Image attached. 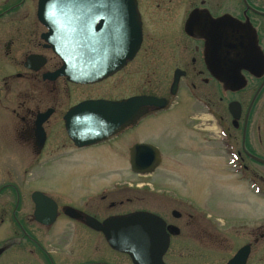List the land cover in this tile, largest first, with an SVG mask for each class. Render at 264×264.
Wrapping results in <instances>:
<instances>
[{
  "label": "flooded vegetation",
  "instance_id": "af4514ba",
  "mask_svg": "<svg viewBox=\"0 0 264 264\" xmlns=\"http://www.w3.org/2000/svg\"><path fill=\"white\" fill-rule=\"evenodd\" d=\"M114 6L120 8L114 19L122 23V49L95 55L138 50L117 72L83 83L58 75L65 61L51 41L92 39L103 45L109 28L104 19H87V9L71 18L60 10L58 21L74 23L57 24L53 34L39 16V0H0V264H134L86 218L103 222L135 212L165 221L170 245L164 264H228L244 247L250 249L246 264H264V0H136ZM133 97L158 101L95 143L79 144L70 135L68 124L77 128L78 120L69 114L83 103ZM137 146H143L145 162L136 167L154 171L134 173L138 179L125 182L120 170L132 171ZM47 167L94 169L101 184L79 204L64 202L43 187ZM190 168L214 169L234 207L246 203L252 215L212 213L193 201L187 193ZM109 171L116 176L108 179ZM34 172L36 180L30 178ZM71 209L78 218L68 214ZM218 250L232 252L224 259L205 257V251Z\"/></svg>",
  "mask_w": 264,
  "mask_h": 264
},
{
  "label": "water",
  "instance_id": "95a60500",
  "mask_svg": "<svg viewBox=\"0 0 264 264\" xmlns=\"http://www.w3.org/2000/svg\"><path fill=\"white\" fill-rule=\"evenodd\" d=\"M40 9L39 16L41 20L51 29L50 33L55 34L57 24H72L74 21L67 19L66 21H58L60 10H68L67 17L71 18V13L76 11L90 10L91 16L88 14L87 19L92 17L94 21L103 18V27L108 26L105 36L108 41L101 45L95 40H87V42L63 41L53 43L56 52L65 61L64 67L59 71L58 75L68 76L75 82H95L105 78L121 69L128 60H132L138 47L134 49V53L130 56H98L95 55L99 50H105L109 53L117 52L122 49L120 47V27L122 23L114 19L116 12L120 8H116V4L120 2H132L136 0H39ZM89 3V7L80 6L78 4ZM73 4L77 6H68ZM119 17V15H118ZM93 21V24H94ZM64 33H72V30H65ZM141 40V38H140ZM138 41V46L140 44ZM61 44V46H59ZM63 44V45H62ZM70 44V45H69ZM77 44V45H74ZM82 44V45H79ZM90 50L93 55L89 56H71L67 50ZM157 99L152 97H133L117 103L97 101L86 102L70 112L69 117L77 119V128L68 124L69 132L72 138L79 144H91L112 134L120 127V130L128 124L135 122L143 112L144 108L155 105ZM114 122L113 125H110ZM102 124H106L103 126ZM107 124H109L107 126ZM80 125V126H79ZM90 133H82L81 131H89ZM95 131V132H94ZM94 133V134H92ZM143 146H137L131 151L132 171L136 174L148 175L154 171V167L149 169H138L136 166L141 161L144 164L145 159L141 158L144 154ZM37 204V212L39 211L38 194L34 196ZM56 208L52 206L54 214ZM39 214V213H38ZM68 214L74 218L79 215L75 209L68 211ZM53 220V219H52ZM49 222V221H48ZM51 222V221H50ZM86 223L96 231L102 232L111 247L127 253L134 264H164L163 257L170 245V235L166 229L165 221L150 212H135L120 217H111L103 222L87 217ZM250 254L249 247H244L238 251L234 258L228 264H246Z\"/></svg>",
  "mask_w": 264,
  "mask_h": 264
},
{
  "label": "rangeland",
  "instance_id": "374dc122",
  "mask_svg": "<svg viewBox=\"0 0 264 264\" xmlns=\"http://www.w3.org/2000/svg\"><path fill=\"white\" fill-rule=\"evenodd\" d=\"M1 136L4 137L5 134L1 133ZM2 137L0 138V141H2ZM173 171L177 174V176H182L181 171ZM111 172L115 173L116 171H109V175L107 177L108 179L116 176ZM33 174L34 175L30 178H32V180H36V172ZM186 175L188 195L191 199H193V201L200 203L203 207H205L206 210H209L212 213H215L217 210L221 212L230 210L240 215L246 213V219L247 217H250V214L252 215L250 210L248 211L249 208H244V204L246 203H240V205L238 204L234 207L236 203L231 200L232 194H230L229 188L225 186L226 184H224L223 181L218 184L216 183L214 169L190 168L186 171ZM120 179L125 182H133L138 178L130 169H124L120 170ZM41 181L45 190L59 194L62 196L64 202L69 200L74 204H79L77 202L82 196H84V194L89 191L92 192V190H95L96 187L101 184V178L96 170H88L85 168L72 170L70 167H47L43 176H41ZM218 193L219 196L217 195ZM241 223H244V221ZM96 236L99 238L98 235L94 234L92 239L97 240ZM229 251L230 250H218L215 252L205 251V257H220V259H224V256H230L232 250L230 252Z\"/></svg>",
  "mask_w": 264,
  "mask_h": 264
}]
</instances>
